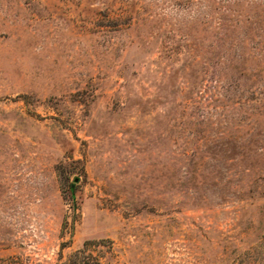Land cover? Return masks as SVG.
Listing matches in <instances>:
<instances>
[{"label": "rangeland", "instance_id": "374dc122", "mask_svg": "<svg viewBox=\"0 0 264 264\" xmlns=\"http://www.w3.org/2000/svg\"><path fill=\"white\" fill-rule=\"evenodd\" d=\"M82 249L264 264V0H0V262Z\"/></svg>", "mask_w": 264, "mask_h": 264}, {"label": "trees", "instance_id": "16d2710c", "mask_svg": "<svg viewBox=\"0 0 264 264\" xmlns=\"http://www.w3.org/2000/svg\"><path fill=\"white\" fill-rule=\"evenodd\" d=\"M73 190L71 189V192ZM0 264H5L0 262ZM9 264V263H6ZM14 264V263H12ZM60 264H101L100 258L85 252V250H79L71 254L66 258V261Z\"/></svg>", "mask_w": 264, "mask_h": 264}]
</instances>
